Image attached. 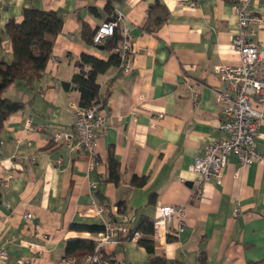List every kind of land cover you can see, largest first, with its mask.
<instances>
[{
    "label": "crops",
    "instance_id": "crops-1",
    "mask_svg": "<svg viewBox=\"0 0 264 264\" xmlns=\"http://www.w3.org/2000/svg\"><path fill=\"white\" fill-rule=\"evenodd\" d=\"M232 2L1 0L0 56L6 60L11 48L5 26L10 20L19 23L25 8L55 11L63 21L33 89L15 82L5 91L24 105L0 132V243H7L9 262L25 257L33 264H60L67 241L90 239V233L69 226L99 225L87 206L90 184L97 183L94 198L112 223L125 216L134 228L141 219L151 221L158 207H185V229L155 248L165 264H264V165L243 167L228 156L221 179L207 183L199 199L193 197L198 176L188 171L208 144L225 136L214 93L226 86L213 67L240 63L231 45L237 32ZM107 3L113 17L121 14L131 27L133 68L129 75L112 68L97 77L99 101L110 124L94 140L96 164L89 171L86 155L54 146L50 139L56 132H73L70 104H78L79 95L64 90L62 83L78 71L79 57L109 59L110 51L92 42L95 29L111 15ZM247 9L262 18L255 30L264 46V0H250ZM159 15L165 21L157 25L153 18ZM191 90L198 95L195 104ZM255 143L264 157V121ZM109 150L119 165L118 184L107 181ZM132 176L145 183L131 185ZM102 255L112 264H150L151 258L134 241L107 245Z\"/></svg>",
    "mask_w": 264,
    "mask_h": 264
},
{
    "label": "built area",
    "instance_id": "built-area-1",
    "mask_svg": "<svg viewBox=\"0 0 264 264\" xmlns=\"http://www.w3.org/2000/svg\"><path fill=\"white\" fill-rule=\"evenodd\" d=\"M250 0H233L232 9L237 19V32L231 39L233 49L239 54L240 63L235 66L215 65L213 72L226 89L214 93V101L220 104L221 129L224 138L213 141L206 147L204 154L195 157L188 171L198 176L194 183L193 197L201 198L204 188L210 181H219L223 174L228 156H235L243 167L254 163L264 165V157L257 152L255 137L262 121H264V46L256 39V27H261L262 18L247 9ZM1 2V0H0ZM194 7L195 3H189ZM1 9V7H0ZM118 31L120 40L112 50L120 58V71L129 75L133 68V36L131 27L125 22L123 16L118 14L112 20L101 23L93 33L94 45H103L105 41ZM193 104L197 102L198 95L191 90ZM74 114L73 132H56L51 136L54 146L64 145L71 151L83 153L88 158V169L96 164L93 149L94 140L102 133L105 134L110 124V118L104 113L99 103L88 108L78 104H70ZM60 163V160L56 162ZM97 189V183L90 184L91 198ZM95 215L100 219L103 231L93 235L89 240L94 242L93 252L86 255L82 261L75 257H63L60 264H100V253L107 245H116L125 239L136 242L140 238L139 232H134L125 216H120L119 223H112L105 219V208L93 204ZM238 210H234L236 216ZM31 219V214L24 215ZM187 213L185 207L161 206L156 209L152 219L151 238L155 247L165 242L168 235H179L186 226ZM173 226L172 229L169 226ZM7 243H0V264H33L30 258L22 257L9 262L7 260Z\"/></svg>",
    "mask_w": 264,
    "mask_h": 264
},
{
    "label": "trees",
    "instance_id": "trees-1",
    "mask_svg": "<svg viewBox=\"0 0 264 264\" xmlns=\"http://www.w3.org/2000/svg\"><path fill=\"white\" fill-rule=\"evenodd\" d=\"M158 4L156 1L155 5L150 7L149 16L153 9L156 10ZM106 10L111 14L108 20H112L114 17L109 3L106 5ZM153 19L157 25L165 21V18H161L160 15L155 16ZM62 27L63 21L55 11H44L34 8H25L22 12V20L19 23L10 20L6 24L5 33L10 41L11 59L6 60L3 56H0V132L3 130L8 117L22 111L24 106L23 102L11 100L5 96V91L17 81L22 82L29 90L33 89L35 82L41 79L46 69L55 40L60 34ZM119 40L120 34L116 31L102 45L103 49L110 51L109 59L106 61L82 54L76 62L78 71L72 75L68 82L62 83L64 90L78 93V105L80 107L88 108L97 103L103 106V103L99 101L97 77L112 68H117L121 73L120 58L112 51ZM118 167L119 165L114 158L113 152L109 150L107 181L115 184L120 182ZM129 183L140 187L145 183V179L132 176ZM99 203L101 204V202ZM101 205L105 208L103 204ZM117 210L119 213H123V208L120 204H118ZM69 229L95 235L103 231V226L73 223L69 226ZM134 232L140 233L141 236L136 242L151 256L150 264H165V259L156 254V247L151 238L152 220L141 219L130 230L129 236H132ZM124 241H129V239ZM94 245V242L89 239L67 241L64 248V257H75L82 261L86 255L93 252ZM99 260L100 264H112L114 262L113 259L102 255V252ZM199 261H204L203 255L199 258Z\"/></svg>",
    "mask_w": 264,
    "mask_h": 264
},
{
    "label": "rangeland",
    "instance_id": "rangeland-1",
    "mask_svg": "<svg viewBox=\"0 0 264 264\" xmlns=\"http://www.w3.org/2000/svg\"><path fill=\"white\" fill-rule=\"evenodd\" d=\"M118 14L117 13H115V16H117ZM124 18V17H123ZM125 20V19H124ZM126 22V21H125ZM128 24V23H127ZM129 25V24H128ZM130 26V25H129ZM95 32V31H94ZM114 35V34H113ZM112 37V36H111ZM97 46H99V45H97ZM236 52V51H235ZM17 83H20V82H18L17 81ZM93 204H96V205H98V206H101V204L99 203V201L96 199V198H91V200H90V203L87 205L89 208H92L93 210H94V207H93ZM95 217H97L96 215H95ZM100 225V224H99ZM167 239H168V237H167ZM166 239V240H167Z\"/></svg>",
    "mask_w": 264,
    "mask_h": 264
}]
</instances>
